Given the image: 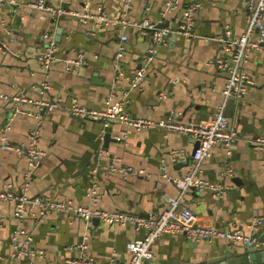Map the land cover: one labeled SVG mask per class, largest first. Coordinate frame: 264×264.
<instances>
[{"label":"crops","instance_id":"obj_1","mask_svg":"<svg viewBox=\"0 0 264 264\" xmlns=\"http://www.w3.org/2000/svg\"><path fill=\"white\" fill-rule=\"evenodd\" d=\"M30 1L7 0L0 8V39L17 53L0 51V93L36 99L59 97L62 108L42 114L40 145L45 154L35 169H30L25 155L0 147V189L12 183L16 192L29 197L71 199L144 216L157 214L166 207V195L180 194L175 179L191 170L195 140L161 128L136 130L115 123L108 130L116 140L104 148L101 122L80 121L67 107L73 97L88 107H104L109 94L115 93L117 102L128 100L125 107L133 115L162 119L175 113L184 122L209 123L224 100L227 74L217 66V60L227 54L224 35L230 40L244 32L246 0H202L194 24L196 36L191 40L180 34L171 36L137 87H131V76L141 66L148 41L136 28L80 19L71 12L54 18L47 10L30 7ZM47 1L70 11L82 12L87 7L109 16L119 15L122 9L121 0ZM189 1L182 0L175 11L164 15L167 0H132L128 16L174 26ZM58 31L57 60L46 69L39 61L45 48L42 35L49 32L56 37ZM123 33L128 37L127 53L121 61L124 75L118 76L113 56ZM78 53H83L85 60L75 66L71 60ZM245 69L253 80L248 92L229 99L225 110L240 137L231 145L230 154L220 146L212 149L199 173L232 188L222 199L210 191L191 188L184 194V203L195 211L198 224L240 229L264 242V222L258 229L249 226L254 217L264 218V148L250 142L264 136V48L250 52ZM25 108L34 110L30 105ZM8 123L10 142L27 143L35 119L27 114L10 119V105L0 98V127ZM110 162L132 165L145 173L124 178L110 171H94L96 166ZM225 162L233 171L231 178L221 175ZM86 163L89 165L83 172ZM93 182H97L96 197L89 191ZM33 211L20 220L13 202L0 203V253L5 256L0 264H31L30 257L8 258L10 234L16 229H24L31 235L33 247L44 250L35 264H61L78 257L81 249L74 246L82 242L95 264H106L113 257L127 262L131 258L128 244L144 234L143 229L131 224L85 221L55 211L40 217L38 210ZM240 247L244 248L242 243L223 238L197 240L184 234H164L153 245L154 258L148 264L224 260L225 251H239Z\"/></svg>","mask_w":264,"mask_h":264},{"label":"built area","instance_id":"obj_2","mask_svg":"<svg viewBox=\"0 0 264 264\" xmlns=\"http://www.w3.org/2000/svg\"><path fill=\"white\" fill-rule=\"evenodd\" d=\"M122 9L119 15L109 16L105 13H93L85 7L81 11H70L64 5H52L47 0H31L28 5L34 9L47 10L53 14L54 18L66 13H73L80 19L94 18L97 22L120 25L122 28L134 27L140 35L147 38L148 48L144 53L141 66L131 76V87H137L145 78L147 71L154 61L159 49L167 46L171 36L183 35L189 40L193 39L194 24L196 13L202 6V0H190L183 8L182 19L174 26H159L160 22H153L147 17L142 19H130L129 11L132 7V0H121ZM7 0H0V8ZM182 0H167L164 15L175 11ZM149 9V8H147ZM127 35L121 34L118 41L117 50L113 56V63L116 67L118 76L124 75L121 61L127 53ZM42 39L45 41L44 52L39 55V61L46 69L53 66L57 60L58 43L54 34L44 33ZM264 48V0H249L247 2L246 26L244 32L236 38L223 41V49L226 55L217 60V66L227 74L226 82L223 88V102L218 106L213 119L206 124H195L184 122L177 114L168 115L166 118L154 119L152 117L138 116L129 113L125 104L126 98L116 101V94L110 93L105 100L104 107H88L80 102L77 97L71 99L67 110L77 116L85 119L100 120L101 139L103 134L113 124L120 123L128 128L136 130L161 128L167 133H179L189 135L199 141V146L193 151V165L187 175L175 179L180 188V194L177 197L166 195L164 197L166 207L157 214L144 216L135 212L124 210H108L96 204L76 203L71 199H49L45 197H29L23 193L14 190L13 184L8 183L3 189H0V203L4 201L15 204V216L23 219L26 215L34 213L33 209L38 210L40 217L50 212H60L68 218H81L89 221L93 218H99L108 224H131L137 229H143L144 234L131 241L128 244L131 252V258L127 262L111 258L106 264H148L153 258L152 247L158 239L164 234H184L188 238L212 240L214 238H223L229 243H242L243 246L264 248V242L257 236L247 235L240 229H223L216 224L201 225L197 223L198 216L195 211L184 203V194L187 190L195 188L199 191H210L217 199H222L232 186L223 182H211L199 176L202 162L211 155L212 149L217 146L222 147L227 154L231 153V145L239 139L238 130L229 124L225 113L226 103L231 98L244 96L252 83L251 75L245 69V62L254 49ZM0 51L3 53L13 50L9 44L0 39ZM84 54L78 53L71 62L76 66L84 62ZM48 88V85H46ZM164 94V93H163ZM162 95V93H161ZM0 98L4 99L10 105V119L18 114H27L35 119L34 127L28 133V141L25 144H15L8 139V129L11 123L0 127V147L16 151L18 154L25 155L28 159L30 169H35L41 162L45 150L40 145L43 112H49L54 109L62 108V100L55 98H33L24 94H5L0 93ZM26 105L34 108L33 111L27 110ZM7 123V122H6ZM251 143L264 148V136L254 138ZM98 169L116 173L124 178L130 175H139L145 173L143 169L135 168L132 165L116 164L110 162L95 167ZM221 175L224 178L233 176V171L229 162H225ZM28 186L29 183H26ZM92 197L97 195V182H93L89 188ZM95 199V198H94ZM264 222L263 216H256L252 219L249 226L252 229H258ZM11 248L8 258L11 260L22 257H30L31 264H35L36 258L44 255V250L35 248L32 244V237L24 229H16L10 234ZM74 247L80 248L81 253L78 257L67 258L61 264H95L92 256L85 250L87 245L80 243ZM5 256L0 253V259Z\"/></svg>","mask_w":264,"mask_h":264},{"label":"water","instance_id":"obj_3","mask_svg":"<svg viewBox=\"0 0 264 264\" xmlns=\"http://www.w3.org/2000/svg\"><path fill=\"white\" fill-rule=\"evenodd\" d=\"M249 0H246V2H248ZM167 22L166 23H161L159 24V26H167ZM176 35H173V37ZM56 41H60V33L58 31V35L55 37ZM224 40H227V36L224 35ZM71 115L75 118H77L80 121H85V120H91V119H85L83 117L74 115L71 113ZM98 122H101L100 120H97ZM193 138V137H191ZM194 139V138H193ZM112 140H116L113 135L112 132L110 130H106L105 133L103 134V147L107 148L110 141ZM196 142V147L195 149L199 146V141L194 139ZM194 149V150H195ZM97 160V156L95 157V162ZM89 165V163H86L83 168L82 171L84 172L86 170V167ZM79 174V171L76 173ZM235 181H238L239 178L235 177L234 178ZM92 221H97L99 222L100 219L99 218H93ZM244 248H239L238 250H229V251H225L224 254L222 255L224 257L223 259L220 260H214V261H200L197 263H192V264H264V248H257L255 246H251V247H246L243 246ZM205 260V259H204ZM169 264H191V263H182V262H177V261H173L170 262Z\"/></svg>","mask_w":264,"mask_h":264}]
</instances>
